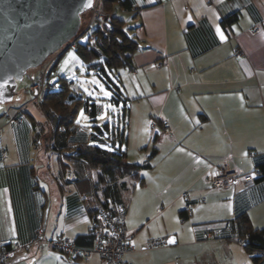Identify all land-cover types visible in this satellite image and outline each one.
Masks as SVG:
<instances>
[{
    "label": "crops",
    "instance_id": "crops-1",
    "mask_svg": "<svg viewBox=\"0 0 264 264\" xmlns=\"http://www.w3.org/2000/svg\"><path fill=\"white\" fill-rule=\"evenodd\" d=\"M127 2L130 8L121 11L138 46L134 68L119 70L129 106L126 128L132 105L145 100L150 131L137 146L143 151L131 157L126 146V152L140 163L153 146L156 153L140 170L143 182L128 180L123 193L134 247L126 258L133 264H264V255L253 261L232 222L246 213L253 227H264V178L246 183L240 176L234 185L214 188L204 177L226 156L246 172L264 163V28L251 30L264 23V0ZM232 13L236 18L224 26ZM28 104L17 122L10 114L18 104L0 110V245H22L1 264H101L97 254L84 260L32 241L39 231L47 239L87 234V202L91 208L101 202L92 181L78 180L74 167L36 134ZM158 236L170 242L143 248Z\"/></svg>",
    "mask_w": 264,
    "mask_h": 264
},
{
    "label": "trees",
    "instance_id": "trees-1",
    "mask_svg": "<svg viewBox=\"0 0 264 264\" xmlns=\"http://www.w3.org/2000/svg\"><path fill=\"white\" fill-rule=\"evenodd\" d=\"M127 1H98V10L101 13L97 18L98 26L88 32L89 37L84 45L78 44V41L74 45L81 59L96 72L106 86L116 88L112 95L117 107L115 114L112 115L113 123L110 124L106 120L100 125L93 124V129L88 128L89 131L81 127L75 120L79 108L83 107L90 120L95 119L99 108L91 99H84L79 92L71 91L69 81L65 80L58 87L46 80L48 86L45 96L40 102L35 101L44 116V121L36 122L31 118L34 130L40 128L44 131L47 126L50 127L49 147L58 152L65 165L71 164L74 167L77 179L91 180L92 188L99 191L100 194L96 192L95 197L101 202L98 206L91 208L90 199L87 202L90 217L103 206L123 203V193L129 190L127 181L142 183L140 170L150 165L149 161L156 153V147L153 146L143 162H131L124 147L127 141L125 128L129 106L127 96L121 89L118 70L123 67L134 68L133 53L138 46V42L127 32V26L125 28V18L118 15V11L130 8ZM83 17L82 14L81 19ZM235 18L236 13H232L224 17L222 23L228 26ZM68 46L70 44L66 48ZM63 51H60L57 57ZM56 63L57 58L52 62L51 69L55 68ZM116 79L119 85L115 82ZM17 121L18 117L13 122ZM41 131L36 134L40 135ZM255 169L259 171L255 180L264 178V163L257 165ZM109 200L114 202L109 203ZM232 222L245 250L253 261H259L264 255V227H253L246 213L238 214ZM92 239L89 230L87 234L78 235L74 242L78 246L89 247L92 245ZM4 246L10 247V242Z\"/></svg>",
    "mask_w": 264,
    "mask_h": 264
},
{
    "label": "water",
    "instance_id": "water-1",
    "mask_svg": "<svg viewBox=\"0 0 264 264\" xmlns=\"http://www.w3.org/2000/svg\"><path fill=\"white\" fill-rule=\"evenodd\" d=\"M93 2L0 0V103L13 98L17 80L30 67L69 43L80 28L81 15ZM88 37L89 33L83 35L78 43L84 45Z\"/></svg>",
    "mask_w": 264,
    "mask_h": 264
},
{
    "label": "built area",
    "instance_id": "built-area-1",
    "mask_svg": "<svg viewBox=\"0 0 264 264\" xmlns=\"http://www.w3.org/2000/svg\"><path fill=\"white\" fill-rule=\"evenodd\" d=\"M98 1V0H97ZM94 0L92 7L88 10L85 22L81 23V26L77 32V36L81 38L87 34L92 28L98 26L97 18L101 16L98 10V3ZM87 12V11H86ZM85 19V18H84ZM262 25L255 24L252 26V31L259 30ZM73 39L69 41L68 45H75L74 43L79 40ZM235 53L238 55V49H235ZM55 60L53 56L51 61ZM52 64V63H51ZM49 64V65H51ZM48 65V66H49ZM43 73L41 80L38 83L27 86V90L32 94V101L40 102L46 94L47 82ZM68 86L73 92H79L80 87L78 84L71 80L68 82ZM29 101L22 103L18 106L22 110ZM16 114L10 117L11 121L16 120ZM162 131L166 134L171 133V127L167 122H163ZM254 155V152H250ZM259 171L254 169L253 172H246L240 167H236L231 164L230 156L224 157L213 168L208 169L205 173L206 182L214 188H225L234 185L237 179L241 176L246 183H251L257 177ZM188 191H183L182 196H187ZM188 204L185 206V210H188ZM126 206L123 203H114L106 207H101L90 217V231L92 233V245L89 247L78 246L73 239L67 237L47 239L44 238L41 231L37 232L36 236L32 240L33 242L44 241L50 245L53 249L60 250L71 255L80 257L84 260L91 259L95 254L99 255L101 264H133V262L126 258V254L134 250L133 245L129 242L126 230ZM170 242L168 236L150 237L146 240L144 249H151L154 247L165 246ZM22 245L18 241L10 242V247L0 245V264L9 260L14 252L21 248Z\"/></svg>",
    "mask_w": 264,
    "mask_h": 264
},
{
    "label": "rangeland",
    "instance_id": "rangeland-1",
    "mask_svg": "<svg viewBox=\"0 0 264 264\" xmlns=\"http://www.w3.org/2000/svg\"><path fill=\"white\" fill-rule=\"evenodd\" d=\"M87 13L88 11L87 12L85 11L83 13L84 17L82 20L84 22L87 18L85 16L87 15ZM123 14L124 12L118 11V15L120 17L126 18V16H124L125 14L124 15ZM126 26L127 23L125 24V28ZM66 45H68V43L65 44V46ZM65 46H63V48L57 50L56 52L50 54L47 58H45V60L40 65L35 67H30L23 75V77L17 80L16 92L13 98L8 102L0 103V110H3V108L6 109L13 104H18L12 109V113L10 114L11 117L14 114L21 112V110L18 108L19 104L29 101L28 102L29 104L26 108L31 111L36 121L43 122L44 116L41 110L36 105L35 101L31 100L32 94L26 89V87L28 86L29 83L31 84L38 83L41 80L40 78L42 77L43 73H45L46 71L47 72V74H45V78H47L46 80L48 82L53 83L55 87H58L61 84V82H63V80L65 81L73 80L80 87L79 94H81L84 99L85 98L91 99L97 104L99 108V112L96 114L95 119L93 120H90L87 117V115L84 113L82 106L79 108V110L76 113L75 120L77 123H80L81 127L93 129L92 126L93 124L100 125L106 120H108L110 124H112L113 123L112 115L113 113L115 114L117 109L116 104H114L112 100V95H114V93L116 92V88L113 87L111 89L106 86V84L99 78L96 72L92 68L88 67V64L81 59L74 45L73 46L70 45L68 46V48H66ZM63 49L65 50L63 51ZM60 51L63 52L57 57ZM70 53L74 54L76 59H71L69 56ZM53 56L57 58V63L55 68L51 69L52 67L49 64H51L54 61V60L51 61V58ZM115 82L119 85V81L117 79L115 80ZM105 92L109 93V95H105L104 94ZM144 101L145 100H143L140 103L138 102L132 105L133 107L131 108L130 124L128 129L126 128V137L128 139V143H125L124 147L126 148L127 146V149L131 157H133V155L136 154L137 152L143 151L142 146L139 147L137 146L145 137V134L148 132V130L150 129V124H149V129L147 125L144 124L145 122L144 112L145 110H147L145 108ZM81 113H83V116H81ZM101 116H103L104 119H100ZM155 127L159 128V125L157 124V126ZM151 128L153 130L151 131L152 134V132L154 133V129L153 127ZM38 130L40 132V128H38ZM50 130H51L50 127L47 126L44 129L45 132L42 130L40 134V136L42 135L47 142L49 139ZM147 141L148 139L144 141L143 145L146 144Z\"/></svg>",
    "mask_w": 264,
    "mask_h": 264
},
{
    "label": "snow or ice",
    "instance_id": "snow-or-ice-1",
    "mask_svg": "<svg viewBox=\"0 0 264 264\" xmlns=\"http://www.w3.org/2000/svg\"><path fill=\"white\" fill-rule=\"evenodd\" d=\"M88 6H89V7L91 6V3H90V2H89V5H88ZM218 31H219V29H218ZM221 38L223 39V36H221ZM69 56H70L71 59H76L75 55L72 54V53H70ZM104 94H105V95H109V93H107V92H105ZM81 116H83V113H81ZM100 119H104V117L101 116Z\"/></svg>",
    "mask_w": 264,
    "mask_h": 264
},
{
    "label": "bare ground",
    "instance_id": "bare-ground-1",
    "mask_svg": "<svg viewBox=\"0 0 264 264\" xmlns=\"http://www.w3.org/2000/svg\"><path fill=\"white\" fill-rule=\"evenodd\" d=\"M83 22V20L81 19V23ZM81 26V25H80ZM82 27V26H81ZM79 37L77 36V33L70 39L71 41H73V39H78ZM80 39V38H79Z\"/></svg>",
    "mask_w": 264,
    "mask_h": 264
}]
</instances>
